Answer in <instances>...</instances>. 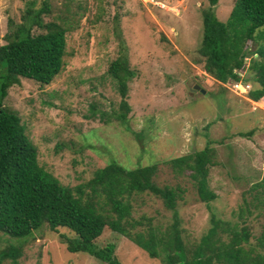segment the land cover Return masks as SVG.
Wrapping results in <instances>:
<instances>
[{
    "label": "rangeland",
    "instance_id": "obj_1",
    "mask_svg": "<svg viewBox=\"0 0 264 264\" xmlns=\"http://www.w3.org/2000/svg\"><path fill=\"white\" fill-rule=\"evenodd\" d=\"M45 1L49 12L42 13V21L61 17V24L69 26L62 68L43 85L20 78L2 99L19 115L38 163L66 186L86 181L110 160L127 168L155 164L154 181L181 190L176 212L184 240H197L213 212L246 224L253 242L264 213L251 190L264 172V95L256 101L247 97L256 83L245 69L240 77L248 84L236 90L233 81L221 83L203 71L197 47L207 0H0V44L9 21L20 22L27 7L37 9ZM233 1L217 0V18L225 20ZM119 40L134 71L126 83L129 111L123 121L116 118L121 97L106 72L119 54ZM253 46L248 40L247 47ZM193 84L206 94L190 92ZM206 143L215 149L207 184L216 196L208 202L199 199L188 170L179 172L169 163ZM243 199L250 213H244L241 222ZM141 214L161 227L172 215L148 193L133 201L132 215ZM58 232L72 235L64 228ZM58 232L42 225L23 239L1 235L0 249L9 242L19 245L20 254L14 262L6 258L0 264H106L84 252L68 251ZM94 242L99 247L113 242L121 264H162L108 227Z\"/></svg>",
    "mask_w": 264,
    "mask_h": 264
},
{
    "label": "trees",
    "instance_id": "obj_2",
    "mask_svg": "<svg viewBox=\"0 0 264 264\" xmlns=\"http://www.w3.org/2000/svg\"><path fill=\"white\" fill-rule=\"evenodd\" d=\"M216 2L207 0L208 5L201 10L197 53L202 58V69L221 83L238 78L234 69L247 70L256 83L247 97L256 101L264 95V0H234L223 21L213 10ZM47 12L48 1L37 9L27 7L20 22L9 21L0 44V236L23 239L42 225L56 232L64 228L72 235L58 232V236L68 251L84 252L106 264H121L114 254L113 242L101 247L94 242L108 227L150 258L158 257L162 264H264V213L262 230L253 242L246 224L239 225L237 220L223 219L213 212L207 230L197 240L186 241L176 212L181 190L158 185L154 181L155 164L127 168L110 160L95 168L86 181L66 186L38 163L36 147L19 115L2 99L20 78L43 85L62 68L69 26L61 24V17L58 21H42V13ZM248 40L254 43L253 49L247 47ZM119 41V54L109 62L106 72L121 97L116 118L123 121L129 111L126 83L134 71L122 51L123 41ZM252 53L257 57L253 58ZM247 56L250 58L245 64ZM94 110L95 105L90 104L89 111ZM214 157L215 149L206 143L199 150L169 160L177 171L188 170L199 199L205 202L216 196L207 184ZM251 190L257 204L264 206V172ZM143 193L159 198L171 211V221L166 226L152 223L145 214L132 215L133 201ZM247 204L243 199L239 207L241 222L245 221L244 213H250ZM19 254V245L8 242L0 249V263L6 258L14 262Z\"/></svg>",
    "mask_w": 264,
    "mask_h": 264
},
{
    "label": "clouds",
    "instance_id": "obj_3",
    "mask_svg": "<svg viewBox=\"0 0 264 264\" xmlns=\"http://www.w3.org/2000/svg\"><path fill=\"white\" fill-rule=\"evenodd\" d=\"M245 58H247V57H245ZM245 58H244V60H245ZM237 71L238 72H241V69H234V72L237 74ZM237 76H238V78L237 79H235V80H232L233 82H231V84H233L234 82H237L238 83V85H239V87H244V86H246L247 84H248V82H246V80L245 79H242L241 77H240V74H237ZM199 85V84H198ZM192 87V86H191ZM191 87H190V89H191ZM234 88V87H233ZM235 89V88H234ZM236 90V89H235ZM249 90V89H248ZM192 90H190V92H191ZM194 91H197V90H194ZM194 91H192V92H194ZM205 94H206V92H205Z\"/></svg>",
    "mask_w": 264,
    "mask_h": 264
},
{
    "label": "water",
    "instance_id": "obj_4",
    "mask_svg": "<svg viewBox=\"0 0 264 264\" xmlns=\"http://www.w3.org/2000/svg\"><path fill=\"white\" fill-rule=\"evenodd\" d=\"M191 90L194 91V90H198L199 92L205 94V89L202 88L200 85L198 84H193L192 87H191Z\"/></svg>",
    "mask_w": 264,
    "mask_h": 264
},
{
    "label": "built area",
    "instance_id": "obj_5",
    "mask_svg": "<svg viewBox=\"0 0 264 264\" xmlns=\"http://www.w3.org/2000/svg\"><path fill=\"white\" fill-rule=\"evenodd\" d=\"M237 74H240V72H238V71H237ZM232 85L234 86V88H235V87H236V88H238V87H239V85H238V83H237V82H234ZM240 88H241V87H240Z\"/></svg>",
    "mask_w": 264,
    "mask_h": 264
}]
</instances>
